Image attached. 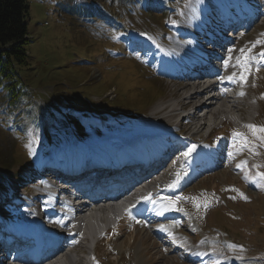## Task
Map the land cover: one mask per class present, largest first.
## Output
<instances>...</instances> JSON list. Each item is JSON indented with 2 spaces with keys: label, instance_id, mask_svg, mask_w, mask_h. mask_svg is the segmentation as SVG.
<instances>
[{
  "label": "rangeland",
  "instance_id": "1",
  "mask_svg": "<svg viewBox=\"0 0 264 264\" xmlns=\"http://www.w3.org/2000/svg\"><path fill=\"white\" fill-rule=\"evenodd\" d=\"M146 1L165 10L164 15L155 16L156 9L150 7L131 10L124 1L116 0H27L28 66L22 70V75L29 98L18 108L0 114V157L26 162L22 168L11 166L8 170L0 162V194L5 192L0 198V220L4 219L9 226L34 213L40 203L38 197L34 203V188L40 186L43 179L32 177L33 172L43 166L64 168L68 157L71 158V148L79 145L74 137L66 147L61 150L55 147L51 154L44 156L42 147H37L39 143H34L50 139L51 134H58L66 123L75 122L79 127L74 128L75 132L81 129L80 120L83 124L89 121L99 124L104 112L117 111L114 116L117 125L110 131L115 136L101 143L115 142L107 149L118 152L119 156H132L134 160H140L142 155L126 152L124 149L130 145H124L131 139L127 131H133V125L140 127L141 121L144 124L140 132L151 133L145 136H169L175 132L187 137L193 132V122L183 125L184 121L179 128L172 129L169 126L176 124L175 119L166 120L160 113L153 115L164 101L175 100L178 104L176 101L182 100L184 87H176L177 83L172 84L170 78H165L171 67L168 62L165 67L161 66L165 62L161 51L176 33L177 25H195L190 15L192 7L215 14L219 3L224 2L178 0L179 5L175 3L172 10L162 0ZM252 1L254 10L262 13L264 0ZM263 19L261 16L254 21L251 30L238 40L239 45L253 47L258 36L264 35ZM252 77L257 101L252 105L243 103L241 113L248 121L253 120L249 125L259 128L264 127V69ZM48 112L65 115L66 120L46 116ZM223 120L208 137V133H202L198 138L194 135L196 143L187 142V150L195 146V151L187 157L182 168L184 175L179 179L182 188L177 194L183 198V203H175L179 207L177 222H181L176 225L177 239L171 237L175 242H170L162 232L154 235L151 227L154 224L145 219L143 224L121 220L96 241L92 264H264V185L258 187L250 182L257 171L264 172V142L256 139L264 134L254 135L245 127L238 132L247 139L245 146L242 137L235 136V130L230 129L234 126L232 121L226 117ZM201 157L206 160L201 162ZM18 169L23 177L31 173L28 178L32 182L18 181L21 176L17 174ZM14 183L21 184L18 201L15 196L8 197L7 190ZM181 242H191L198 247L187 257L184 249L190 245ZM75 250L78 258L85 253L84 245ZM203 253H209L210 257L203 258ZM200 257L203 259L198 260ZM85 258L84 254L79 259Z\"/></svg>",
  "mask_w": 264,
  "mask_h": 264
},
{
  "label": "bare ground",
  "instance_id": "2",
  "mask_svg": "<svg viewBox=\"0 0 264 264\" xmlns=\"http://www.w3.org/2000/svg\"><path fill=\"white\" fill-rule=\"evenodd\" d=\"M192 7V6H191ZM262 15H259V17ZM257 22V19H253L250 20L248 29L250 30L254 25L255 22ZM248 29L246 30V33L248 31ZM224 33V31H223ZM171 48V52L168 53V56L170 57H174V59L177 61L182 60L184 57L186 58H190L192 56H199L200 54L198 53L199 50L197 49L196 46H194L191 42L187 41V42H174L172 46H170ZM235 59H240L236 53V57ZM176 61H173V65L175 64ZM188 59H186V63H187ZM214 63V62H213ZM178 69H180L179 67H177ZM230 71H232L233 73H237V68L236 67H232L229 69ZM170 74L172 75V73L170 72ZM187 76V75H185ZM202 78L204 76H201ZM195 80V78H192L190 80V78H184V81H186V83L182 84L184 87L181 89V96L182 100L181 101H176V103H180L182 101H184V104H175V100L173 102H168L165 104H170L169 106H171V104H173V109L171 110L172 112H176L175 114H179L181 115V124L182 122L183 125H185L186 123L193 122L192 123V129L194 131V135L196 136H200L202 133H206L208 132L212 127H214L215 125H217L224 117H227L228 119H230L231 121L237 122L238 121V112H234L232 111V109L227 106L224 103V100L222 99V93L217 96V98H215L213 96V98H208L206 96H208L210 93H212V90L209 91V89H213V91L217 90V82H214L213 79H207L204 83L202 84H197L193 86V82ZM227 90H233L234 88L232 86H225L224 87ZM235 92H237V96L236 98L239 99L241 102H247V100L243 97L238 95V90H234ZM214 95V94H213ZM205 97V100H204ZM181 99V98H179ZM196 99H202V101H204V103H200V104H194L192 107H190L189 109H187L186 107L189 106V104L193 103ZM239 103V102H238ZM163 105L164 104H159L157 106V108L159 110H163ZM174 106H177L174 108ZM243 106V105H242ZM241 106V107H242ZM254 107V106H253ZM192 112V113H191ZM160 111L158 112L157 110H154L153 115L159 114ZM185 113L183 116L182 114ZM190 126V127H191ZM138 142V143H135ZM130 145V146H129ZM129 147L128 149H124L126 152H134L136 154H141L142 157H147L150 156V154H152L151 152L153 150H155L156 147V140L155 139H150V138H138L137 140H133L132 143H129ZM132 147H134V150L132 149ZM114 154H116V151H113ZM122 157L125 155H121ZM114 157V156H113ZM88 161V160H87ZM124 164H126V166H132L131 171L133 172V170H135L134 173H132L131 175L136 176V177H141L140 173H143L144 171V161L140 160H134V158L130 161V163H126L123 159L121 160ZM178 159L175 158L174 162H177ZM104 161H96L91 163L90 161L85 165L84 169V174H78V177L82 178L83 176H89L90 172L93 170L94 165L97 164L98 167H101L103 165ZM95 163V164H94ZM154 163L148 164V167H152L154 166ZM54 167V166H53ZM87 167V168H86ZM56 168V167H55ZM62 169L60 168H57ZM75 167H73V171H74ZM109 171V170H108ZM151 171H153L152 173H154V176H161L163 178L160 179L161 183H165V184H169L171 180H174L176 178L177 173H171V172H161V173H157L155 172V169L151 168ZM110 172V171H109ZM110 174V173H109ZM130 175V176H131ZM130 176H126L123 177V175L121 176V179H125V180H129L132 179L133 177ZM58 180H62V179H67L68 176L62 177V176H58ZM70 179V178H69ZM52 181L55 179H51ZM68 180V179H67ZM58 186H45L43 188H41L40 190L46 191L48 192V196L44 197L43 199H49V197L53 194L54 196L56 195L58 197V194L60 193L59 189L57 188ZM39 191V189L37 190ZM129 193L125 194L123 197H121V200L124 197H127ZM132 197H136L135 193H131ZM8 197H12L11 195H8ZM71 200V199H69ZM109 203H112V206L107 205L105 208H101V210H90L89 212H87L88 210L86 209V205H84L83 203H81L79 206L75 207V213L71 212L70 210L65 209L63 216H67V217H73L71 220H69V222L66 223V225H62L65 226L63 228V230H68L70 233L73 234L72 238L78 240L76 246L74 247L75 249L81 245H84V249H85V253H83V255L85 254V257L87 255V251L89 250L90 247L93 248V241L95 240V238L97 237V233L101 232V230H105L106 228H108L109 226H111L113 223L116 222V220L118 219V217L121 216V212L124 206L123 202H119L116 203V201H113L112 199L109 198ZM116 203V204H115ZM115 204V205H114ZM114 205V206H113ZM44 206V203L40 202L39 205H37V209H42ZM160 207V206H158ZM45 215V214H44ZM167 215H170V213H168ZM43 219H45V216L43 217ZM2 227H4V225H1ZM59 225L57 224L55 227H58ZM170 231H174L173 228H169ZM157 231H160L157 229ZM161 232H169L168 229H165ZM79 233V234H78ZM49 242L53 243L52 238L48 239ZM83 241V243L81 244V242ZM208 244H206L205 246H207ZM189 247V246H188ZM198 247V246H197ZM200 247H202V245H200ZM185 254H190V252H192L193 250L191 249V247L187 248L185 246ZM76 250L73 249V251L71 252H66L64 251V249L59 248L57 249L56 253H59V256L57 257V259L55 260V262L51 263V264H88L87 262H85V260L79 259L80 256L77 260L76 257L77 255L75 254ZM34 259L29 258L26 263H31ZM38 260H40V258H38ZM85 262V263H84Z\"/></svg>",
  "mask_w": 264,
  "mask_h": 264
},
{
  "label": "trees",
  "instance_id": "3",
  "mask_svg": "<svg viewBox=\"0 0 264 264\" xmlns=\"http://www.w3.org/2000/svg\"><path fill=\"white\" fill-rule=\"evenodd\" d=\"M124 1L126 5L131 9H141L143 7L157 8L151 6V1L146 0H116ZM166 2V6H170V9H174V4L179 5L180 2L177 0ZM168 4V5H167ZM159 8H157L158 10ZM167 11V10H166ZM165 10L159 9L158 14L155 16L161 17L164 15ZM149 12H147V15ZM28 2L27 0H0V114H4L8 109H16L22 103L28 101L29 93L26 91V79L22 75V70L28 66V53L27 45L29 44V37L27 33V19H28ZM160 94V92H159ZM4 104V105H2ZM110 109V108H109ZM108 109V110H109ZM113 110V109H110ZM109 110V111H110ZM58 112V111H57ZM117 111L113 110V113L104 112L101 123L96 124L93 121H89L85 124L81 122V128L88 129L85 134L80 129L73 132L74 128H79L75 122L73 125L71 122L66 123L67 126L62 128L58 134H51L50 139H43L42 141H36L38 148L45 151L43 155L51 152V150L62 149L68 144L74 136L76 138L84 137L87 140L99 138V137H114L115 134L110 131L117 125L114 120V116ZM56 116L60 118L62 122L66 120L65 115L57 116L52 112H48L46 116ZM73 117V116H72ZM78 118V117H77ZM125 123H130L125 121ZM74 126V127H73ZM107 126L105 129L104 127ZM135 128L131 133H137L141 130L142 126L133 125ZM107 132L106 134H103ZM37 140V139H36ZM32 144V143H31ZM47 144V145H46ZM50 144V145H49ZM66 147V146H65ZM31 153V151H29ZM29 155H27L28 158ZM11 158L0 157V162L8 170L11 166L22 168L25 163H18L12 161ZM28 160V159H27ZM17 161V160H16ZM17 174L22 177L20 169L17 170ZM17 175V176H18Z\"/></svg>",
  "mask_w": 264,
  "mask_h": 264
},
{
  "label": "snow or ice",
  "instance_id": "4",
  "mask_svg": "<svg viewBox=\"0 0 264 264\" xmlns=\"http://www.w3.org/2000/svg\"><path fill=\"white\" fill-rule=\"evenodd\" d=\"M257 44H261L264 43V41H257ZM253 47H255V45H253ZM231 51V50H230ZM244 50H241V52H243ZM262 58H264V53L260 54ZM229 59H231V57H229ZM251 57H245L243 59H237V66L240 68V72L239 74L237 73H233V76L229 77V80L232 81L234 78H236V82H246L247 80V76L248 74L251 72V68L252 65L250 63L251 61ZM229 66V61L225 60L224 61V67L227 68ZM257 71H259V68H257ZM241 96L244 95L243 92L240 93ZM264 98V97H262ZM246 127L253 132V134L255 135L256 133H262L264 134V127H256L254 125H246ZM235 136L237 137H242V134L240 133H234ZM243 142L245 144V146L247 145V139L243 138ZM256 139L264 142V135H258L256 136ZM195 151V146H192L191 148H189L187 151L182 152L181 155H183L185 158L189 157L190 154ZM250 152L254 151L253 149H249ZM231 155V153H230ZM259 167V166H256ZM246 180H248V177H245ZM251 183L255 184L256 186H261L264 185V172H259L257 171L255 176L251 178L250 180ZM233 191H237L236 189H233ZM241 197L245 200H247V197H244L243 194H240ZM147 199L151 200V197H148ZM168 200V204L167 207L170 208H175V203L176 201L168 199V198H164ZM179 199H181L180 197H177L176 200L178 201ZM197 207H199V205H197ZM163 230V229H162Z\"/></svg>",
  "mask_w": 264,
  "mask_h": 264
}]
</instances>
